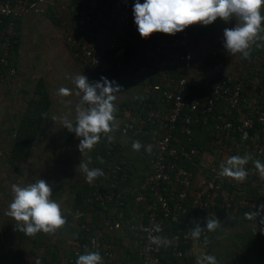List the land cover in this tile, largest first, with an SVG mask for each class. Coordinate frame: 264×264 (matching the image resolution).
I'll return each mask as SVG.
<instances>
[{"label":"trees","instance_id":"trees-1","mask_svg":"<svg viewBox=\"0 0 264 264\" xmlns=\"http://www.w3.org/2000/svg\"><path fill=\"white\" fill-rule=\"evenodd\" d=\"M119 1L120 0H117V2ZM128 9L133 10L132 7H128ZM82 12L83 10L79 11L78 14H76V12H72L74 17L72 18L71 23L66 25L72 27V22L74 24L73 20ZM50 15H52L53 18H56V20L59 19L60 22L65 18L67 23L69 22V19L63 14H61L60 18L56 17L54 12L50 13ZM94 19L97 21L93 25V29L97 31L98 25L104 23L101 21V19L96 17H94ZM10 20L15 22V29L17 32L12 37L13 47L11 48L8 57H6L7 62L0 63V82L5 81L6 78L11 77L18 72V65L14 56L17 55V59L20 57L19 31L22 20L20 17H5L3 18L1 27L6 28ZM198 25L199 24L191 25V37H194V35H199ZM121 27L124 28L128 35L134 34L140 39L141 35L138 31H136L134 25L122 24ZM121 27H119L118 23H116L113 26L112 31L107 34L106 40H116L117 42L118 40L120 42L125 41V38L121 35ZM163 35L164 33H153L149 37V41L156 43L157 41H160V37ZM68 46H70V53L74 58L75 64L77 63L82 66V69L80 70H82L83 73H86L87 78L91 82L100 81L102 77H105L109 81H115V84L117 85L120 81L131 83L135 81V79H138L143 88H145L149 84H153L156 81V77H152L149 81H146L143 77V74L145 71H147L144 69L149 67H152L154 71H157L159 68L158 60H155L154 58L148 59L146 53L139 49L136 45H127L125 54L117 59V62H119L120 65L117 66V63L114 62L113 64H110L106 72H98L96 68H93L81 54H75V48L73 46L69 44ZM190 47L195 55L190 69L186 71L171 69L168 70V72L177 75H180L183 72L189 74L191 85V92L189 95H197L199 97L198 109L192 112H199L201 116V122L197 125H193L192 140H188L189 135L181 133L183 124L182 120H180L178 124L177 134L181 137L182 143L184 145L187 147H197L202 151L199 159L195 160L197 164H194L193 161L187 159L184 160L183 164H186L194 171L199 170V176H201V174L211 176L208 171H201V163L204 159H207L211 154H214L217 155L216 157H218L217 161L220 160L224 162L227 158L238 155V151L241 146H243V148L246 146L245 142L242 141L238 131V125L240 124L239 115L248 113L250 107H248L246 104H248L250 100L255 98L260 102L263 101L264 50L261 55H255V53H251L250 59L247 60L252 62L243 64L246 66L244 69L245 71H241L239 74H234L236 76L238 75L237 78L233 77L231 74H220L216 78L209 80V82L206 83L208 87H199V84H196L198 83L199 70L201 69V64H199V52H195V47L193 48L192 41L190 42ZM4 53V49L0 48V57L3 56ZM11 68H15L16 71L13 73L10 71ZM195 71L198 73L197 76L194 73ZM228 76L233 77V80L229 81L231 88L237 89L238 84L240 83L241 87H239V89L241 94L247 97V102L242 106V110L240 111L236 109L234 114L229 113L225 109L227 99L225 96H221L219 99H215L217 107L211 113H201V109L206 107L208 100L212 98L211 89L213 86ZM249 80H256L258 86H261V89L258 88V90H253V92L249 93V91L246 89L247 87L244 85L245 83H248ZM33 95L34 96L28 100L26 107L18 114V125H14L13 132L11 133L12 137L9 141V161L14 165L15 171H20L19 164L28 162L32 157L33 150L39 140L38 138L44 131L46 117L50 113L53 105L48 82L45 81L42 76H40L37 80L35 88L33 89ZM131 96L126 97L127 99L122 101L121 104L116 107V117L126 116L128 109L140 115L146 116L147 111H144L143 103L148 101L152 102L154 107H164L168 104V101L162 96L161 93H156L155 95L151 94L148 98L144 97V93H139L138 95L132 94ZM220 114L226 115L228 117L227 120L230 119L234 121L235 127L231 130L230 135L225 136L224 144L221 146L223 152L218 154V135L212 131L216 128L215 123L221 121L218 117ZM204 116H207L206 123L203 121ZM156 126L159 125L157 124ZM255 127L260 128L262 125L257 124ZM152 128L153 127H149L150 130H152ZM109 135L113 137L112 133ZM114 136L116 139H121L122 137L127 138V136H131L132 138H136L135 140L137 141L141 142L143 140V136L140 133L134 134L131 131L123 128L118 129V132H115ZM263 137L264 132L262 133V142L264 139ZM72 138L73 137L71 134L65 137L64 143L66 146L72 145ZM80 138L82 139V137ZM130 141L132 140L127 141V143ZM122 144L123 143H121V145ZM119 146L120 143L114 144L109 142L106 135L102 133L101 141L97 143L92 150H89L92 152L95 158L94 168L102 169L104 175L95 179L91 184L86 181L83 185L79 186L76 190L71 208L68 210L62 201L63 206L61 205V210L67 222L55 233H44L41 231L40 233H37L35 236L31 237L25 235L19 230V227H17L18 222L14 218L6 215V211L8 210L9 206L7 201V205H4L2 215H0L1 218H7L4 221L2 220L0 227V264H36L37 258L40 260L41 264H64L62 261L63 253L66 256L65 264H76L78 256L85 254L86 250L96 251L93 244L95 238H98L103 243H107L109 240L114 242L112 237H110L108 234L109 226L111 224L114 226L117 225L114 232L122 228H126L127 231L131 233V236L139 238V236L136 235V232L130 228V225L138 223L139 217L136 216V212H139V215L141 214V211L146 212L145 204L138 202L136 197L141 191H143L145 178L153 172V169L150 168V153L145 151L143 147L140 148V152L142 151L146 162V165L144 164L142 166L144 172L142 174L138 173L140 167H136L135 172L133 170L131 171L130 167L121 160L119 155H123L121 154ZM75 148L76 147H74V149ZM229 148L231 149L230 151ZM101 159L103 160V163H101ZM115 163L122 164L125 167L126 173L124 175L123 173H119L118 178H109L107 175L112 174L110 165ZM137 173L138 175H136ZM13 180L14 182L16 181L15 179ZM75 184L76 182H72L71 187H75ZM128 184L132 187V190L131 188L126 187ZM23 186L24 185H22V187ZM224 189L227 190V194L232 199V206L230 207H227L222 203V198L225 196ZM112 192L118 193L120 196L114 198V201L111 203L107 200L97 199L99 195L105 199L106 196ZM262 192H264V188L261 185L256 187L248 185L242 188L232 186L231 184H225L224 188L221 189L218 199L212 202L209 212L202 211L200 208L198 210L192 206L191 200H189L188 213L184 215L178 222L167 221L164 226V230L170 233V235H174L175 233L184 235L189 229H193L195 227L193 221L198 222L201 227L206 228V218L210 214L214 215L221 221V226L214 232H208L205 230L200 239L196 240L198 243L204 246L205 254L215 256L218 264H222V261H225V264H251V261L255 264H264V237L261 238V234L264 233V223H262V221H264V211H260L257 219L248 220L245 217L246 212L258 211V208L255 206L264 204V193ZM241 200H244V202L248 203L239 204V201ZM102 201H105L106 204L104 205ZM120 201H123V203L121 204ZM78 211L79 214L77 213ZM255 222L261 223L263 227H258L261 225L253 226V223ZM99 224L106 226L107 233H97V226ZM230 226H237V230L240 228H245V230H243L240 235L242 237L236 234L231 236L232 246L224 248L222 255L221 250H217V248L219 249L221 244H223L222 237L226 236L225 232L222 231V227L225 228ZM69 239L70 241L71 239L72 241H75V245L71 243L69 244ZM205 239L208 241L207 244L204 242ZM192 242L193 240L191 239L189 243L182 244V248L185 250V255L183 258H177L173 256L172 251L167 249L165 254L162 255V264H194L196 258L195 255H188L186 252L187 250H190ZM77 244L85 246V248L82 249L79 254H76L77 249H79ZM116 246L118 250L119 246ZM38 251L39 254L37 253ZM99 252L101 256H103L105 250L101 249ZM28 254L30 255L29 257H24ZM34 255H36L37 258H34ZM222 257L223 260L221 259ZM104 261L105 264H121L118 257L111 262L106 261V259H104ZM128 264H140L137 254L136 258H134V261H130Z\"/></svg>","mask_w":264,"mask_h":264},{"label":"built area","instance_id":"built-area-1","mask_svg":"<svg viewBox=\"0 0 264 264\" xmlns=\"http://www.w3.org/2000/svg\"><path fill=\"white\" fill-rule=\"evenodd\" d=\"M32 1L0 0V48L5 51L4 55L0 57V63L7 62L6 57L13 47L12 37L16 33L13 20L9 21L6 28L1 27L3 18L22 17ZM135 2L136 0H120L115 3L114 10L108 11L105 7H100L94 12L95 16L91 12L80 14L74 19L77 30L75 27L69 30L68 33L73 31V35L69 36L68 39L71 46L75 48V54H81L98 72H106L110 64L114 62L119 66L120 63L117 62V59L125 54L127 45H136L146 53L148 59L158 60L159 68L157 71H154L152 67L144 69L147 70L143 74L144 79L149 81L152 77H156V81L145 87L143 93L146 98L151 94L161 93L168 104L164 107H154L152 102H145L143 109L147 111L146 116L129 110L125 119L119 120L117 118L122 123H116V125L117 127L123 126L134 134L140 133L143 136L141 145L145 151L149 152L147 149L151 146V152H149L150 168L153 169V172L145 178L143 191L136 197L138 202L145 204L146 212L139 218L138 223L130 225V228L139 236L135 246L139 263L162 264V255L167 249L172 251L173 256L183 258L185 250L182 248V244H187L192 239L189 230L184 235L179 233L170 235L164 230L167 221L178 222L188 213L189 200H191L193 207L209 212L212 202L218 199L225 184L242 188L248 185L255 187L261 185L264 188V177H261L253 163L254 160H260L264 163V139L263 142L261 141L264 132V95L262 102L254 98L246 104L247 97L242 95L239 89L241 84H238L237 89L231 88L229 81L233 80L232 76H228L213 86L211 89L212 98L208 100L206 107L201 109V113H211L217 107L215 99H219L221 96H225L227 99L225 109L231 114H234L236 109L241 111L245 104L250 107L248 113L239 115L238 131L246 146L245 148L240 147L238 155H250L252 160L245 165L248 176L243 182L219 176L220 164L223 161H217L218 157L214 154H211L201 163V171L206 170L211 176L203 174L199 176L197 171L189 168L183 162L187 159L197 164L195 160L201 156V149L193 146L187 147L177 134L178 124L182 120L181 133L189 135L188 140H192L193 125L201 122L199 112H192L198 109L199 97L189 95L191 92L189 74L183 72L177 75L168 72L171 69L178 71L190 69L195 58L190 47L191 26L175 35L164 34L156 43L149 41V38L140 37L139 39L134 34L128 35L121 26L122 24H129L134 25V28L137 29L133 10L128 9V7L133 8ZM140 3H144V0H140ZM62 10L67 11V5H62ZM96 16L104 23L98 25V32L93 29V25L97 21L94 19ZM116 23L121 27V35L125 38V41L121 43L115 40H106L107 34L112 31ZM76 31L81 34L76 36ZM84 33L87 35H82ZM10 71L14 73L16 69L11 68ZM218 117L221 121L215 123L216 128L212 132L218 135L217 151L219 154L223 152L221 146L224 144L225 136L231 134L235 123L230 119L227 120L228 117L224 114H220ZM203 121L207 122V116H204ZM157 124L159 126H156ZM257 124H261L262 127H255ZM149 127H153L152 130ZM110 168L112 174L107 175L109 178H118L119 173H123V175L126 173L122 164H111ZM224 193L223 205L232 206V199L227 194L226 189H224ZM119 196L120 194L112 192L105 199L101 195L97 199L107 200L111 203L114 198ZM102 203L106 204L105 201ZM120 203L122 204L123 201ZM247 203L244 200L239 201V204ZM77 213L79 214V211ZM155 225H159L162 231L159 233L152 231ZM116 227L117 225L112 224L109 226L110 237H113ZM150 236L167 237L171 244L167 247H158L151 243ZM94 241L96 242L94 244L96 251L105 250L102 256L103 264H105L104 259L111 262L119 256L117 246L112 240L103 243L95 238ZM70 243L74 244L75 241H70ZM77 245L79 249H77L76 254H79L85 246Z\"/></svg>","mask_w":264,"mask_h":264},{"label":"clouds","instance_id":"clouds-1","mask_svg":"<svg viewBox=\"0 0 264 264\" xmlns=\"http://www.w3.org/2000/svg\"><path fill=\"white\" fill-rule=\"evenodd\" d=\"M262 7L264 0H144L142 4L140 0H136L133 13L137 30L142 38H149L157 32L175 35L191 25L208 26L218 18L225 22L235 18L237 21L235 27L224 29L223 46L233 56L241 54L244 59H250L253 45L264 47V44L258 43L264 41ZM74 84L77 89L75 95L82 94L80 103L76 106L75 123L67 116L59 119L69 132L82 137L78 149L84 153L85 150H92L101 141L102 133L109 142H112L113 137L109 134L116 129L117 111L114 101L121 87L105 77L100 81L89 82L83 74L74 77ZM58 94L62 97L69 96L72 90L61 87ZM141 147L140 141L132 144L134 151H139ZM147 150L151 152V146ZM250 160H252L250 155L231 156L220 164L218 175L243 182L248 176L245 165ZM101 163H103L102 159ZM253 163L261 177H264V163L260 160H254ZM79 168L90 184L104 175L102 169L89 168L88 163L81 162ZM12 191L14 197L6 215L18 222L17 227L25 235L35 236L41 231L55 233L66 224L61 205L51 198L52 188L45 180L38 179L23 187L13 184ZM255 207L258 211L246 212V219H257L260 211H264V204ZM193 223L195 227L189 229L193 240H199L205 230L214 232L221 226V221L211 214L206 218V228L201 227L196 221ZM152 231L159 233L162 229L159 225H155ZM150 241L158 247H167L171 244V241L164 236H150ZM204 242L207 244V239ZM95 243L93 241V244ZM36 264H41L39 259ZM76 264H103V258L99 251L86 250L85 254L78 256ZM197 264H218V261L215 256L205 254L197 260Z\"/></svg>","mask_w":264,"mask_h":264},{"label":"rangeland","instance_id":"rangeland-1","mask_svg":"<svg viewBox=\"0 0 264 264\" xmlns=\"http://www.w3.org/2000/svg\"><path fill=\"white\" fill-rule=\"evenodd\" d=\"M64 3H66L65 0H35L28 5V11L34 10V12H31L34 17H31L29 23L34 24L38 22V26L41 28L44 25L45 29L39 28V30H37V28L31 27L25 29L26 22L24 21L22 23L19 31L22 55H20L18 59L17 55L14 56L17 61L18 72L6 78L5 81L0 82V215H2L4 205H7L6 202L8 201V204H10L13 200V184L26 186L34 183L38 179H43L49 184L52 188L51 198L57 203L63 201L68 210L71 208L76 190L87 181L85 174L79 168L80 163H88L89 168H94L95 158L92 152L85 150L84 153H81L78 149L81 138L77 137L74 132H69L64 128L59 119L60 117L67 116L75 123L76 106L80 103L82 94L81 96L75 95L77 89L75 88L74 77L77 74H83L87 77L86 73L80 70L82 66L77 63L75 64L74 58L70 53V46H68V44L71 45V43L68 37L73 35V31L68 33V25H66L64 20L58 22L50 18V13H52V11H60ZM59 5L60 8L58 9ZM36 9H39V11H36ZM58 11L57 16L60 14ZM262 12L264 13V7L261 9V15L264 16ZM73 17L71 12L70 17H67L70 23ZM263 21L264 20H262V22ZM47 34H50L49 37H51V40L49 37H46ZM35 35L36 40L32 38L33 40L31 41V37ZM75 35H80V33L76 31ZM82 35L86 36L87 34L84 33ZM191 41L193 43V48L195 46V52H199V35L192 36ZM260 43H264V41H260ZM53 53H56V58L53 57ZM236 66L238 67V65ZM240 66L237 70H239ZM241 68V71H245L243 67ZM23 73L26 77L27 75H29V77L26 78L21 76ZM194 73L197 76V71ZM239 73L240 71H236L231 74ZM40 76L48 82L53 105L50 113L46 117L44 131L38 138L39 140L33 150L32 157L28 162L19 164L20 171H15L14 165L9 161L10 153L8 152L10 145L9 141L12 137L11 133L13 132L14 125H18V114L26 107L28 100L34 96L33 89L35 84L31 83L28 85V80L33 77L34 82H36ZM232 76L238 77V75ZM89 82L91 81L89 80ZM126 84L127 83L124 81H120L119 84H117L121 87V91L116 94V100L114 101L116 107L123 101L121 96L124 95L123 91H126ZM196 84H199V78ZM244 85L247 87L246 89L249 93L253 92V90H258V88L261 89V86H258L256 80H249L248 83ZM61 87L69 88L72 90V94L69 96H60L58 90ZM69 134L72 135L73 142L71 146H66L64 143L65 137ZM114 134L115 133L112 132V143H120L119 147L123 156L118 155L121 160L134 172L136 171V166L139 165L140 170L138 173L143 174L142 166L144 164L146 165L145 158L143 157L144 155L142 151H134L132 148L133 142L137 140L123 139V137L121 139H116L114 138ZM129 140L132 141L127 143ZM121 143L123 144L121 145ZM74 147L76 148L74 149ZM197 172L199 174V170ZM138 173L136 175H138ZM13 179L16 180V183ZM72 182H76L75 187H71ZM6 219V217L1 218L0 216V227L2 220L4 221ZM257 225H261V223H253V226ZM258 227L263 226L261 225ZM243 230H245V228L237 230V226L222 227V231L225 232L226 236L222 237L223 244H221L217 250H221L223 255L224 248L232 246L231 236L233 234L240 236ZM262 237H264V233L261 234V238ZM193 242L196 243L197 241L193 240ZM195 246H198L196 247L197 249L199 248L197 257V259H199L205 255V249L200 243ZM37 253L39 254V251ZM29 256L28 254L24 257ZM35 256L36 255H34V258H37V256ZM221 259L223 260V257ZM222 264H225V261H222ZM251 264L255 263L251 261Z\"/></svg>","mask_w":264,"mask_h":264},{"label":"crops","instance_id":"crops-1","mask_svg":"<svg viewBox=\"0 0 264 264\" xmlns=\"http://www.w3.org/2000/svg\"><path fill=\"white\" fill-rule=\"evenodd\" d=\"M37 1H42V0H37ZM65 2L66 3H64V4L67 5L68 10L67 11H63L62 9L60 11L57 10L60 13L58 15L59 17H61V14H63L65 17H70L71 12H77V14H78L79 11H81V10H83V12L81 14H83L85 12H91V14L94 15V12L100 7H105L108 11L114 10L115 3L117 2V0H115V1H112V0H65ZM60 5L58 6V9L60 8ZM81 7H84V8H81ZM27 11H25V13L22 15V18L20 17L22 20L21 26H22V23L25 21L26 22L25 29L27 27H31V28H37V30H39L40 27L38 26V22H36L34 24L29 23L31 17H34V16H32L33 14L31 13V12H34V10L33 11L30 10L28 12ZM36 11H39V9H36ZM57 11H52L56 14V17H58ZM262 14H264V13L262 12ZM52 15H50V18L53 21L60 22L59 19L56 20V18H53ZM65 19H63V20L66 22V24H68ZM236 23H237V21L235 20V18H233L229 22H225L224 20L218 18L214 23H212L211 25H208V26H204L202 24H199V64H201V69L199 70V87H208V85H206V83L209 82V80L216 78L220 74L230 75L231 73H235L236 71L241 72V69H242L241 67H243V69H245V67H246L243 64L252 62L250 60L243 59L241 54H236L234 56L229 54L228 51L223 46L224 45V29L225 28H234ZM69 24H70V22H69ZM74 24L72 22L71 28H68L69 27V25H68L67 30L69 31V30L73 29ZM262 26H264V21L262 22ZM40 29H45V26L43 25ZM75 30H77L76 27H75ZM136 31H137V29H136ZM26 32H27V30H26ZM49 36H50V34L46 35V37H49ZM46 37H43V38H46ZM32 38L33 39L35 38V40H36V35L34 37H31V41L33 40ZM50 38L51 37H49V39ZM191 39H192V37H191ZM19 42H20L19 54L22 55L21 54L22 53L21 40H19ZM119 42L120 41L118 40V43ZM258 43H260V41H258ZM262 44H264V43H262ZM262 49L264 50V47H256L255 45H253L251 53H255V55H259V54L261 55L263 53ZM55 54L56 53H53L54 58H56ZM236 65H238V67L241 65L239 70H237L238 67ZM231 75H234V74H231ZM21 76L26 77V75L24 73ZM27 77H29V75H27ZM31 83H34L36 85L37 81L34 82V78L32 77V78H30V80H28V85ZM35 85H34V88H35ZM143 91H144V88L140 84V81H138V79H135V81H133L131 83H127L126 91L123 92L124 95H122L121 98L124 101L127 99L126 97H129L132 94H135V95H138L139 93L142 94ZM129 110L130 109H128L127 111H129ZM125 117L126 116L116 117V123L121 124L122 121L119 122L117 120V118L119 120H121V119H125ZM122 128L125 129L123 126L117 127V125H116V129L113 132L114 133L118 132V129H122ZM123 139H136V138H132L131 136H127V138L123 137ZM136 167H139V165H137ZM126 187L131 188V190H132V187L129 186V184ZM62 203H63L62 201L58 202V204L63 206ZM64 205H65V203H64ZM143 213H144V211H141V214L139 215V212H136V216L141 218ZM97 227H98L97 233H99V232L105 233L106 232V226L99 224ZM108 234H110V233L108 232ZM112 239L114 240L115 244L119 246L118 258L120 259V263L121 264H123V263L128 264L130 261H134V258H136L135 246H136V243L138 241V238L131 236V233L129 231H127L126 228H122V229L114 232ZM68 242L70 244V239ZM71 242H72V239H71ZM197 244H198L197 242L196 243L192 242L190 250H187L188 255L189 254L195 255L196 258H195L194 264H197V260H198L197 257H198L199 248L197 249L196 247H198V246H195ZM62 261L64 264L66 263V256L64 253L62 254Z\"/></svg>","mask_w":264,"mask_h":264}]
</instances>
